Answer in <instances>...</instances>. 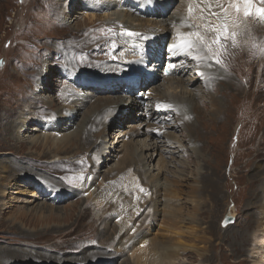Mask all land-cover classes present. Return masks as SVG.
Returning a JSON list of instances; mask_svg holds the SVG:
<instances>
[{"label": "rangeland", "instance_id": "374dc122", "mask_svg": "<svg viewBox=\"0 0 264 264\" xmlns=\"http://www.w3.org/2000/svg\"><path fill=\"white\" fill-rule=\"evenodd\" d=\"M164 1L0 0V264H138L133 254L146 240L169 238L164 225L168 206L159 203L154 218L147 215L148 210L134 215L135 223L123 225L122 230L133 232L127 238L115 239L120 233L116 224L131 219V214L123 215L124 207L133 208L136 201L150 198L152 191L146 190L155 188V177L166 186L157 190L158 199L169 200L168 189L177 190L178 217L185 220L182 230L194 231L197 236L190 239L185 234L182 240L187 245L194 241L202 253L182 251V260L176 264H264V61L242 54L240 41L228 52L226 41L232 36L215 42L232 34L225 11L206 14L201 0H191L194 13L188 15L181 13L188 0H169L165 10ZM181 19L184 24L179 25L189 29L187 33H177L166 23L168 32L159 35L160 20L180 23ZM110 26L116 27L124 43L110 38ZM255 34L264 42L263 31ZM185 37L200 42L207 61L192 58L197 54L194 50L180 53L173 41ZM130 45L137 52L129 51ZM144 54L147 56L142 59ZM188 57L192 58L189 68L178 72L176 61ZM216 57L219 64L214 69ZM47 58L51 59L50 84L46 79L44 91L39 79V92H35ZM167 62L173 74L164 76ZM107 65L128 68L132 75L123 79L126 76L118 72L113 74L118 77L112 78ZM211 68L215 70L211 83L204 73L208 83H190L194 71L208 73ZM225 69L230 78L225 79ZM240 81L241 89H237ZM66 96L76 100L67 103ZM34 97L39 99L38 106H32ZM161 98L168 102L162 108H176L177 114L162 110L163 119L152 124L148 115ZM118 101L121 108L114 110ZM195 104L199 114L192 109ZM179 108L188 113L187 123L198 119L191 129L178 116ZM74 109L79 111L78 118L68 119V112L73 114ZM56 111L62 114V121ZM97 113L102 114L104 128L96 140L89 141L86 152L57 157L44 154V147L30 149L23 143L30 142L33 135H42L40 126L48 116L56 115L45 121L44 132L62 136L80 131ZM24 117H29V129L19 132ZM57 118L55 127L48 126ZM174 118L182 129L171 132L165 124ZM75 119L71 125L70 120ZM37 126V131H32ZM7 136L10 141L6 142ZM158 141L184 147L176 149L178 153H168L163 149L169 146L162 145L156 151L161 160L153 150L144 151L147 156L143 161L129 165L136 168L127 167L131 175H137L132 179L123 181L125 172L109 171L123 166L121 158L127 150L140 152L142 143ZM103 148L114 154L110 163L111 155L101 157L98 164L90 163L95 151ZM15 165H21L20 169H14ZM132 180L136 190L129 189ZM59 188L60 197H52ZM171 201L168 204L174 206L177 199ZM84 208V221L76 223ZM48 209H54L53 213ZM228 211L234 220L225 225Z\"/></svg>", "mask_w": 264, "mask_h": 264}, {"label": "bare ground", "instance_id": "6f19581e", "mask_svg": "<svg viewBox=\"0 0 264 264\" xmlns=\"http://www.w3.org/2000/svg\"><path fill=\"white\" fill-rule=\"evenodd\" d=\"M141 1L142 2H145V0H141ZM168 1L169 0H166L162 4V8H164V10H165L164 5ZM199 3L201 4L202 11H206L205 12L206 14L207 13L212 14V13H214L213 11H216L217 13H219L221 11H225L228 14V23H229L230 29L232 30V34L231 35H227V36H223V37H219V38H217L215 40V42H220V43L221 42H224V41H226V39L229 36H232V40L226 41V42H228V44H226L228 52H232L234 49H236L237 43H238V41H240L241 42V47H242L241 48V53L242 52H247L249 55L253 56L254 58L261 57V59L264 61V42L262 41V39H261V41H259V38L257 40L256 37L258 36V34L257 35L255 34V32H257V31H260V32L263 31L264 32V0H201ZM108 8H109V6H108ZM144 11H147V10L144 9ZM181 13H183V14H186L187 13L188 15L194 13L193 2L191 0H188V2H186L185 10H184V12H181ZM160 14L164 15L165 13L161 12ZM196 14H194V16ZM162 15H160V16H162ZM130 17L133 18L134 17L133 14L132 15L130 14ZM190 18H192V16ZM166 23H168V25L170 27H172L177 33H184L185 34V33H187L189 31V29L187 30V29L183 28L184 25L181 26L182 24H184L183 21H182V19H181V22L180 23L179 22H176V21H173V20L170 23L169 22H165V20H160L158 22V24L160 25V28L158 30V33L161 36L164 35V34H166L168 32L167 25H165ZM186 23H187V21H186ZM179 24H181V25H179ZM110 28H111L110 32H112L110 34V38H112V40L114 39L117 43H124V41L122 39L120 40L119 36L117 35V33H116V27L115 26H110ZM262 37L264 39V34H262ZM123 38H124V40H128L129 39V37H123ZM197 40H199V39H197ZM173 43H174V45H176V47H178L180 53L182 51H185V50H194L197 54L196 55H192V58H201L202 57L204 60L207 61V58L205 56V51H204V49H203V47H202V45L200 44L199 41L189 40V39H187L185 37V38H183V39H181L179 41H173ZM123 45H124V48L127 47V46H125V44H123ZM217 46L222 48V45L217 44ZM142 47H143V45H142ZM141 49H144V48H141ZM225 49H226V47H225ZM129 51H136V49L133 50V46L130 45ZM215 55H216V53H215ZM146 56H147V54H144L143 57H142V59H144ZM48 57H50V56H48ZM235 57H236V55H235ZM192 58H189V57L188 58H184V60H182L181 62H177L176 61V65H179L178 72H184L185 73L187 71V69L189 68V64H190L189 61ZM228 59H230V58H228ZM55 63H56V60H55ZM216 63H217V65L214 66V69H217L218 64H219V61H218V58L217 57H216ZM229 63H228V66L230 65ZM137 64L140 65V62L137 63ZM176 65H173V66H175V71H177L176 70V68H177ZM63 66H64V69L67 67L65 65H63ZM225 66H226V64H225ZM42 67H43V65H42ZM50 67H51V59L47 58V59L44 60V68L42 69V72H43V75L44 76H40L39 75L37 77L38 78V85H37V87L35 89V92H39V79H40V83H41V86H42L41 89H43L44 91L47 90L46 87H44L43 85L46 82V79L48 80V84H50L49 79L47 77V73L50 71ZM71 67L74 68L75 71L77 70V68L75 66L72 65ZM106 67H107L106 68L107 69V73L111 74L112 78L118 77L117 75H113V74H117L118 72L121 75L126 76L123 79L130 78L131 75H132L131 71L128 68L122 67V68H120L118 70V69H113L112 68L113 66H108L107 65ZM194 67H196V66H194ZM41 68H40V70H41ZM228 68H230V67H228ZM211 69H212V71L210 70L208 73L205 72V71H199V72L198 71H194V75H195V76H193V80L194 81L193 82H190V83H193V85H194L196 82H200L201 81V83H203L206 80H207L206 82L208 83V79L202 77L203 73L208 75V78H209L210 83H211V81L213 79V73L215 72V70H213V68H211ZM228 72H229V70L228 69H225V72H224L225 79L226 78H230V75L228 74ZM260 78H262V77H260ZM111 83H112L111 85L114 86L115 83L114 82H111ZM181 83H183V82H181ZM238 84L239 85H238L237 89H241L240 85H242V81H240ZM50 88H51V85H50ZM114 89H115L114 87H111V90H114ZM151 90H153V89H151ZM250 90H252V89H250ZM89 94H91V93H89ZM55 95H56V93H55ZM145 96H147V95H145ZM60 98H62V97H60ZM65 99H66L65 101L67 103L71 99L76 100L75 98H72V97L70 99L69 96H66ZM34 100H35L36 104H34L32 106H38L39 101H37V100H39V99H36L34 97ZM132 103L135 105L136 108H138V106H137V104L135 103L134 100H132ZM166 103H168V102H166V100L164 98L158 99L157 105L152 108L153 112L150 113V116L148 115V121L150 123L156 124V123H158V121H161L163 119L162 112H161L162 110H164V111H170V112H176L174 114H177V109L176 108L175 109H171V110L166 109V108H162V107H164V104H166ZM113 106L114 105H112V107ZM117 107L118 108H114L113 107L114 110L115 109L118 110L119 108H121V102L120 101L117 102ZM192 109H193L194 112H198V114L200 113L199 107L197 105L194 106ZM74 111H75V109H74ZM30 112H31V110H30ZM56 112H57V115L59 116L58 117L59 120L62 121L63 120L62 114H60L59 111H56ZM108 113L110 114V112H108ZM68 114L71 115V117L68 118L67 117V114H65V117L64 118H68V119H71V118H74V117L75 118H78L79 111L76 110L73 114L68 112ZM99 114H101V113H97V114L93 115L92 117H90L88 120H86L84 122V124L81 125L80 131H78L76 133H72L71 132V133H68V134H64L62 136L53 135V134L51 135V134H48V133L44 132V128L47 127V125H45L46 124L45 121H52L49 118H53L56 115L48 116V119H46L45 121L43 120L44 123H42L41 126H40V128H42V130H43L42 131L43 132L42 135L41 134L38 135V136H34L33 135L31 137V141L30 142L23 141V143H26V146L29 145L28 147L30 149H32L33 147H36V148H38V147L39 148L44 147V150L42 151L44 154H49V155L50 154H54V156H57V157L58 156L64 157L65 155L70 154V153L72 154L73 152H75V154L78 153V152L81 154L82 151H85L86 152V149L90 146L91 143L89 144V141L91 139H92V141L93 140H96V138H98V135L101 134V131L104 128V122L101 120L102 117L100 118V116H102V114L100 116H99ZM105 114H107V113L105 112ZM34 115L35 114H33L31 117H33ZM36 116L38 118L39 117H42V115H39V116L36 115ZM178 116L184 120L183 122L185 123L184 125H186L185 127H187V129H191V127L194 126L195 125V122L198 120V119H196V121L192 122L191 124L190 123H187V121H189V118L190 117H189L188 113L186 111H184L183 109H181V108L178 109ZM103 117H104V115H103ZM169 117L170 116H168L167 118H169ZM171 117H172V115H171ZM27 118H29V117H27ZM27 118L24 117V118L21 119V122H20L21 125L17 127L19 132L22 131V130H24V129H27L28 128V126H27V120L28 119ZM58 118L57 119H54V122H52L51 124L49 123L50 125H48V126L55 127L54 125L56 124L55 122L58 121ZM75 121H76V119L73 120V121L70 120V124L73 125L75 123ZM165 127L169 131H171V132H176L177 130L182 129L181 122L177 118H174V119L170 120L169 122H166ZM38 128H39L38 126L37 127H34V128H32V131L33 130L34 131H37ZM95 128L98 129L99 133L96 130L94 131ZM3 130H6L7 131V130H9V128H4ZM189 133H191V132H189ZM166 134L168 136L171 135L169 132H166ZM190 135L191 134H189V136ZM17 136H18V134H17ZM7 141H10L9 136L6 137V142ZM21 142H22V140L18 141L17 143H21ZM161 143H163V142H161ZM74 145L77 146L75 149H73V146ZM162 145L163 146H166V145L169 146V148H164L163 149L164 151H166L168 153H171V152H173V153H176L177 152L178 153V151H175V150L176 149L180 150L181 149V146H183V144H181V143H179V145H175V146H173L172 144H162ZM162 145L159 144V141L158 142H150V143L149 142H145V143H142V146H141V149L142 150L140 152H137V150L135 148H133V150L129 149V150H127L124 153V155L121 158L122 163H123V166L119 164L115 168H110L109 171H112V170L113 171L120 170L122 173L125 172L124 173V176H123V181H124V179H127L128 180V178L130 176H131L130 179L135 178V176H137V175H135V176L134 175H131V173L128 171V168L127 167H129V170L130 169L133 170L134 168H136L135 165H132L134 167L129 166L130 163L131 162H133V163L138 162V160H140V161L142 160L143 161L145 159V157L147 156V155L144 154V151H147V150L148 151L153 150L156 153V156H160V159L159 160H161L162 159L161 153L156 152V151H158L159 148H161ZM171 148H174V149L172 150ZM95 152L97 153V155H95L92 158H90V160H89L90 163H94V164L97 163L98 164L99 159L101 157H103L104 155H108V157H109L111 155L112 158H109L110 160L108 161L110 163V161L113 159V156H114V154L113 155L111 154L112 152L109 149L107 150V149H104L103 148L102 150L95 151ZM96 156H98V159L96 158ZM259 156H261V155H259ZM95 159L97 161H95ZM107 160L108 159H106L105 161L107 162ZM158 163H159V161H158ZM12 164H13V162L10 164V166H12ZM20 167H21V165H15L14 166V169L19 170ZM257 167H261V164H258ZM119 175H120V173L118 174V176ZM108 176H110V175H108ZM111 178H113V177H111ZM121 178H122V176H121ZM118 179H119V177H118ZM153 181H154L155 188L153 187L154 189L153 188H149V190L148 189L146 190V191H152L151 192L152 195L149 193L150 194L149 195L150 198H145L144 197V199L142 201H139V202L136 201V204L133 206V208L129 205V206L124 207V209L122 210L123 211L122 212L123 215H127V214L129 215V214H131L132 216H131V219L129 220V222L128 221H125V219L123 218L124 221L122 223H119V225L116 224V226L118 227V231L120 233H119V236H117V233H116L115 239L123 238V237L124 238H127L126 236L128 234L131 235L130 233H133L131 230H130V233H129L128 228H125L124 230H122V229L124 227L123 225L129 226V224L131 225L130 222H134V221H132V218H133L134 215H136L138 213L141 214L145 210L146 211L148 210L147 215L150 216V218L157 217V215L159 214L158 204L159 203H163V205L168 206V207H165L164 206L165 209L166 210H167V208L169 209L168 210L169 218H168V220L164 221L165 229H166V231H168L167 234H168L169 238L167 240H161V241L155 240V241H152V242L150 240H146L145 241V244H143V246H141L133 254L134 259L137 261L138 264H176V261L181 262V260H182V258H181L182 257L181 256V252L182 251H187V250L192 249V250H194L196 252L197 255H202L200 249H198L196 247L197 244H195L194 241H189V242L187 241L188 243L193 244V245H189V244L187 245V244H185V241L182 240V236L185 235V234L190 239H195V238H197V236H196V233H194V231L187 233V232H184L182 230V229H184L182 224L185 223V220L179 219V217H178L179 209L177 208V205L180 203L179 202L180 199L177 196V190L176 189H168V192H169V195H170V196H168L169 200L163 199V198L162 199H158L157 198V196H158L157 190L160 189V188H165L166 186H165V184H163V183H161L159 181L158 177H155ZM135 184H136V182L134 180H132V182L130 183L129 189L136 190V185ZM62 188H59L60 190L56 189L57 190V193L56 194H53L52 197L58 196V198H59L60 195H61ZM89 189H90V187H89ZM31 194H35V193L33 192ZM65 194H67V192H65L64 195ZM94 195H99V192L98 193H95L94 192ZM174 197L177 199V202L175 201L174 202L175 205L174 206H171L169 204H172L173 203V201H171V200H173ZM118 200H119V196H117V200L116 201L118 202ZM168 201H169V204H168ZM49 210L52 211V213H53V210L54 209H48L47 210L49 213H51ZM85 211L86 210L84 208V210H82L81 214L78 215V218L76 220V223L78 221H80V219H81V221H84L83 220V214L84 215L87 214V213H85ZM161 212H162L161 215L163 214L164 216H166L165 215V213H166L165 211H161ZM42 213H44V211ZM37 214L38 213H35V215H37ZM228 214H229V211H228ZM51 215H53V214H51ZM150 221H153V220H150ZM191 222H192L191 225L193 224L195 226V221H192V219H191ZM194 226H192V227H194ZM119 228H120V230H119ZM79 229H80V227H79ZM138 234L135 233V235H137V236H138ZM122 235H124V236H122ZM135 235L133 237H137ZM73 240H74V237H73ZM69 242H70V240H69ZM75 243H77V242H75ZM68 244H70V243H68ZM149 255H151V258L148 257Z\"/></svg>", "mask_w": 264, "mask_h": 264}, {"label": "water", "instance_id": "95a60500", "mask_svg": "<svg viewBox=\"0 0 264 264\" xmlns=\"http://www.w3.org/2000/svg\"><path fill=\"white\" fill-rule=\"evenodd\" d=\"M233 220H234V217L231 216L230 214H227L226 217H225V220H224V224L226 225V224H228L230 222H233Z\"/></svg>", "mask_w": 264, "mask_h": 264}]
</instances>
